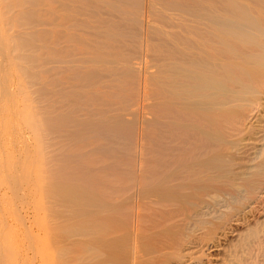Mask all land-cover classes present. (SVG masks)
Instances as JSON below:
<instances>
[{"label":"bare ground","instance_id":"bare-ground-1","mask_svg":"<svg viewBox=\"0 0 264 264\" xmlns=\"http://www.w3.org/2000/svg\"><path fill=\"white\" fill-rule=\"evenodd\" d=\"M8 6L4 24L16 31L0 35V119L22 115L14 52L48 98L43 113L27 114L31 128L64 141L41 174L48 201L69 202L64 214L50 204L41 213L43 264H236L230 239L264 190V0ZM24 36L42 42L37 54H21ZM1 230L0 264L13 251Z\"/></svg>","mask_w":264,"mask_h":264},{"label":"rangeland","instance_id":"rangeland-1","mask_svg":"<svg viewBox=\"0 0 264 264\" xmlns=\"http://www.w3.org/2000/svg\"><path fill=\"white\" fill-rule=\"evenodd\" d=\"M8 4H9V0H0L1 27L3 29L2 32H0V35H5L7 37H10L13 34L14 30L16 31V28H14V30H13V28L11 27L10 24L9 25L4 24V22H6V21L11 23L10 19L13 17V14H14V9H12V7H9ZM3 6H4V8H3ZM24 39H27V40H24L23 42H26V41L29 42V47L25 48L24 52L21 54L24 56H27V57L32 56V54H37L39 48L42 45V42H38V40L36 38L29 39L28 37H25V36H24ZM9 56L11 58V61H8L9 62L8 64H10L12 67V75L10 77H11V81H12L13 97H14L15 101L17 102L16 108L19 109V112H21L22 115L19 116V118H18V116H12L11 115V117H10L11 119L10 118H9L10 120L5 119L6 121L5 120L1 121V119H0V144L3 145L2 149L0 148V222L2 221L1 223H2L3 227H0V229H2L1 230V233H2L1 237L4 236V238L2 240V242L4 241L3 242L4 247L10 243L9 245H10V247L13 248V251H14V253H11L13 251L11 249V252H10V250H9L10 247L8 245L9 248L7 247V251L9 250V252H6L5 254H4V252H1L2 255L4 254V256L7 254L8 261L2 262L1 264H10V263H8L10 259H11V264L13 262H14L13 264H43L44 261H42V258L39 257V255H41L40 251L37 250L40 247V245H38L39 242L37 241V240H40V238L38 237V235L40 234L38 230H40V229H36V228H39V225L41 226V224L43 223L42 220H40V219L44 220V216L42 217L43 214H41V213L43 210H44L43 213H45V208H46V210L47 209L51 210L50 208H52V207H54L53 208L54 210L58 208L56 210V212L59 210L61 213H63L62 211H65L67 209V207L69 206V202H63L66 209L62 210L63 208H61L59 205H57L55 203V200H53L54 202L52 200L48 201L50 199H48L49 197H47V195H46L45 187H44L45 182L42 179L41 174L44 171H47V169H48V166L44 164V159L51 156V155H55L57 153V151H56L57 148L60 145H62L64 143V141H63V138H60L57 135L45 136L44 133L42 132V130L38 131V130H35L34 128L33 129L31 128V125H30L31 123H29V121L31 119L29 120V117H27V114H29V112L43 113L45 111V109L48 107V105L46 104L48 98L42 97L38 92V86L33 84L29 77L23 76L20 73L19 67H18V65H20V61L17 60V55L14 52H11ZM52 78H56V77H52ZM67 86H68L67 84H62L61 88L66 89ZM53 91L57 92V91H59V89L54 88ZM51 100L53 101L54 99H51ZM1 113H2V111L0 112V115H1L0 117L6 116L4 114L2 115ZM3 141H4V143H3ZM1 145H0V147H1ZM21 150H25L27 153H29L31 155V158L34 156L33 158L36 157L37 159L32 160L33 159L32 158V159L28 160L25 157L18 156V154ZM38 153H39V155L40 154L41 155L37 156L36 154H38ZM1 167H3V168L1 169ZM20 169L25 170L26 173H31L32 178L30 176V180H28L26 182H22V183L19 181L14 182L13 179H11V177H13V178L17 177ZM22 196H24V197H22ZM259 196H260V198H259ZM259 196H255L254 204H252V206H250L251 209L249 210V212H251L252 215L248 212L247 213L248 215H245L246 216L245 224L238 227V234L240 233L239 234L240 238L238 236H236L237 239H235L234 237L230 239L232 242L231 246H233V248L235 249V250L233 249L235 252V256L237 255L236 257H238V259L235 260L236 264H241L244 261V260H241V257H242V259H245V260H249L252 257L253 259L251 258V261H253V262L250 261V263H249L248 261H246V263H248V264H252V263L253 264H264V251H263L264 250L263 249L264 248V246H263L264 245V238H262L263 241H261V239H258L260 237H264V190H262V192L259 194ZM45 198H47V199H45ZM51 203H53V204H51ZM54 203L56 204L55 206H53ZM45 204H46V206H45ZM47 204H50L51 207L49 206L50 207L49 208L47 206ZM41 205L44 206L43 209L41 208L42 207ZM225 210L226 209H224L221 213L223 216L227 215V212ZM227 211H230V209H227ZM60 212H59V214H60ZM258 212H260L261 214ZM47 214L45 213L44 215H47ZM251 217H252V219H251ZM16 218H17V220L14 221ZM34 219H35V225L37 227H35V225H33L34 223H32L34 221ZM46 220L48 221V216L44 221H46ZM18 221L21 225L18 223ZM23 221H24V223H23ZM39 223H41V224H39ZM256 224H258V225H256ZM2 225H0V226H2ZM19 225H20V227H18ZM22 226H23V228L24 227L27 228V226H28V229L30 227L31 230L25 231L26 228H24V230H21V229H23ZM8 227L11 229H8ZM5 229L6 230L8 229V231H6ZM14 230L16 232H14ZM6 232L9 236V238H7V236L5 234ZM21 232H22V235H21ZM25 232L26 233L31 232L33 234H36L35 235L36 237L34 236L35 238H33L31 236L33 239L28 238L30 236L28 234H26ZM249 232L250 233L252 232L251 234H253V235L255 232V234L258 236V238L256 239V237H255L256 235H254V237H253V235H251ZM18 233H19V235H17ZM37 233H39V234H37ZM62 233H64V232H62ZM62 233H60V234H62ZM33 234H31V235H33ZM249 234L252 236V238ZM258 234H260V235H258ZM25 235L27 237H24ZM253 238H255L254 240H256V241L258 240L259 242L258 241L253 242V240H252ZM247 239L249 242L248 244H250L249 245L250 247H248V244L246 243ZM8 240H9V242L7 243ZM255 243H256V246H258V247L260 246L259 248L261 250H259L255 246ZM11 245H13V246H11ZM242 246H244L246 249H248V248L249 249L245 250V248ZM261 246H262V248H261ZM254 247H256L255 249H257V250H255ZM31 249L34 250L33 254L36 253V250L38 252L35 255H33ZM250 249H252L251 250L252 253H251V251H249ZM39 250H40V248H39ZM237 251L238 252L240 251V252L238 253ZM246 251H248V252H246ZM241 252H243V254ZM255 252H256V254L258 252L259 253L256 255ZM9 253H10V255H9ZM247 253H250V258H248V259H246V257H244L246 255L249 257V254H247ZM12 259H13V261H12ZM242 264H244V263H242Z\"/></svg>","mask_w":264,"mask_h":264}]
</instances>
